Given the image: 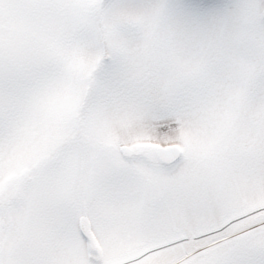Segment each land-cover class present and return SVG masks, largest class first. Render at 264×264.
I'll list each match as a JSON object with an SVG mask.
<instances>
[{"label":"snow or ice","instance_id":"1","mask_svg":"<svg viewBox=\"0 0 264 264\" xmlns=\"http://www.w3.org/2000/svg\"><path fill=\"white\" fill-rule=\"evenodd\" d=\"M0 264H264V0H0Z\"/></svg>","mask_w":264,"mask_h":264}]
</instances>
